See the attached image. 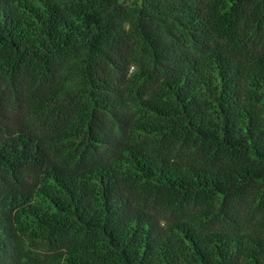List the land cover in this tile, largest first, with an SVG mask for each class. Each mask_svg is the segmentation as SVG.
Segmentation results:
<instances>
[{
    "label": "trees",
    "instance_id": "1",
    "mask_svg": "<svg viewBox=\"0 0 264 264\" xmlns=\"http://www.w3.org/2000/svg\"><path fill=\"white\" fill-rule=\"evenodd\" d=\"M0 264H264V0H0Z\"/></svg>",
    "mask_w": 264,
    "mask_h": 264
},
{
    "label": "rangeland",
    "instance_id": "2",
    "mask_svg": "<svg viewBox=\"0 0 264 264\" xmlns=\"http://www.w3.org/2000/svg\"><path fill=\"white\" fill-rule=\"evenodd\" d=\"M135 120H136V116H134V114H131L130 116H127L126 119H124L122 122L121 121L119 123L114 122L112 124V130L113 133L115 134V137L121 140L129 139L130 130Z\"/></svg>",
    "mask_w": 264,
    "mask_h": 264
}]
</instances>
